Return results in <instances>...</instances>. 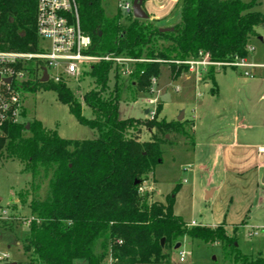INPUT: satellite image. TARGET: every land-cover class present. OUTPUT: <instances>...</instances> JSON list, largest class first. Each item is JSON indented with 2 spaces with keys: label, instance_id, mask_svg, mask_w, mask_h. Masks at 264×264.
I'll return each instance as SVG.
<instances>
[{
  "label": "trees",
  "instance_id": "1",
  "mask_svg": "<svg viewBox=\"0 0 264 264\" xmlns=\"http://www.w3.org/2000/svg\"><path fill=\"white\" fill-rule=\"evenodd\" d=\"M259 1L179 0L181 22L173 32L162 33L149 19L131 18L123 25L121 10L107 17L102 0H79L80 23L92 40L91 55L146 61L137 63L129 83V88L138 84L145 90L161 75L158 60L187 62L208 56L212 63L227 64L247 59L255 28L264 25V15L255 11ZM37 3L0 0L1 51L42 50L36 27ZM42 68L40 64L27 65L30 79L22 89L55 92L81 125L97 131L98 138L63 139L38 120L24 123L25 110L21 123L5 125L0 159L20 161L25 165L23 173L32 179V191L19 194L23 205L30 198L29 234L21 241L30 264H74L77 260L88 264H103L104 260L110 264H162L184 238L223 244L226 262L231 264H264L261 254H242L237 239L228 235L224 226L191 227L175 215L179 186L166 198V204H150L149 194L140 191L163 162L166 136L182 131L186 122L159 120L160 111L146 123L121 120L119 106L127 87L116 71L115 88L105 95L113 71L108 62L95 64L89 73L97 88L84 96L94 113L93 119H87L65 83H41ZM171 68L175 80L190 69L187 65ZM215 68L210 67L207 75L213 84ZM141 126L154 131L151 141L142 143L129 136ZM191 126L194 128V123ZM45 183L47 191L42 197L39 192ZM0 228L12 230L13 223Z\"/></svg>",
  "mask_w": 264,
  "mask_h": 264
},
{
  "label": "rangeland",
  "instance_id": "2",
  "mask_svg": "<svg viewBox=\"0 0 264 264\" xmlns=\"http://www.w3.org/2000/svg\"><path fill=\"white\" fill-rule=\"evenodd\" d=\"M243 1L245 3L252 2V0ZM124 3L132 4L133 0H102L107 17L112 18L121 10V22L123 25H128L129 19L134 17L128 16L123 9L119 8ZM255 11L264 15V1H259ZM251 54L254 62L264 63V43L254 42L251 46ZM158 62L162 65L161 75L156 83L151 81L149 88L145 90H142L138 84L129 88L130 78L135 72L137 63L113 66L109 92L105 94L107 96L114 90V73L118 71L121 82H124L127 87L119 106L121 120L137 119L146 123L155 119L157 111H160L159 120L178 122L181 113H184L181 123L186 122V126L182 131L172 132L166 136L168 143L162 146L163 162L157 166L155 172L149 176L148 183L145 184L144 190L149 194V203L166 204V198L177 186L181 185V191L176 199L175 214L187 224L195 221L200 224L205 223L209 227L216 226L218 225L215 223L217 221L216 214L219 215L223 224L242 223L250 217H252L251 224L254 227L257 224H264V206L256 207L258 199L263 198V194L259 192L258 195H255L256 190L254 191L244 184L227 183L221 186L213 199L206 200L204 176L199 175L195 180L192 170L196 161L190 150L194 144L191 124L196 121L198 136L203 140H209L208 138L212 137V134L218 132L227 133L231 129L230 124L234 123V116L243 113L242 108H237V99L240 95L232 91L233 85L239 83L242 86H238V88L243 90L254 80L245 76L243 69L232 65L216 66L215 74H218L217 85L220 89V95L216 96V85L207 77L210 66H201L199 77L195 73H192V76L188 72L175 80L172 77L171 67L178 68L182 65L173 60H158ZM127 68L130 71L129 75L124 74ZM225 71H227L226 74L223 73ZM89 73L82 77L80 85L74 81H68L67 86L81 103L83 116L93 119V111L84 102V96L97 88ZM253 75L256 81L263 80L264 68L254 70ZM205 84L208 87H205ZM213 93L215 94L213 95ZM21 94L27 112L23 120L24 123L38 120L43 123L46 129L57 132L60 137L66 140L85 141L98 138L97 131L81 125L70 112L69 106L58 100L55 92L32 93L21 89ZM166 94L169 95L170 101L161 102L160 97ZM153 133L154 131L151 132L141 126L137 127L136 131L131 130L129 136L145 143L151 141ZM24 166L18 160L0 159V210L6 209L13 217L12 230L0 228V254H8L10 256L8 262L16 264H30V257L25 255L21 243L29 234L28 222L31 219L28 209L30 198L24 205L19 202L21 192L32 191V179L29 174L23 173ZM211 190L209 189V191ZM46 191L47 184L45 183L39 192L40 196L44 197ZM252 228H239L238 231L233 228L226 230L228 235L237 239L236 245L242 254L253 257L259 254L264 256V232L260 231L258 237H249L248 234ZM180 244L181 247L173 248L169 253L168 260L162 264H231L226 262L223 244H206L187 238L180 240ZM181 252L186 254L184 262L180 260ZM74 264L88 263L85 260H77Z\"/></svg>",
  "mask_w": 264,
  "mask_h": 264
},
{
  "label": "built area",
  "instance_id": "3",
  "mask_svg": "<svg viewBox=\"0 0 264 264\" xmlns=\"http://www.w3.org/2000/svg\"><path fill=\"white\" fill-rule=\"evenodd\" d=\"M119 8L123 9L128 16L133 15L132 4L124 3ZM36 27L42 44L41 51L20 53L0 50V139L6 124H17L23 120L22 114L25 107L21 89L22 85L30 79L26 71L27 64H40L43 67L40 74L41 79L43 70L47 69L49 76L47 83H65L67 85L68 81H74L80 85L82 77L90 72L97 63L108 62L113 66H124L144 62L113 55H91L92 40L81 28L79 0H38ZM248 50L251 51V48ZM202 58L179 63L189 66V72L197 74L198 77L201 66L232 65L245 70L244 75L247 77H252L250 70L257 67L248 63L247 59L236 60L234 63L215 64L210 62L208 56ZM124 74H130L128 68ZM7 79H11V83H7ZM152 81L156 83L155 79ZM258 154L264 163V146L258 148ZM144 189L145 186L140 191L145 192ZM12 219L13 217L6 209L0 210V226L11 223ZM260 231L264 232V227L254 228L248 235L249 237H258ZM180 254V260L184 262L186 254L184 252ZM9 259L8 254H0V263L9 264ZM103 262H105L103 264H110L111 261L108 260V263L107 260H104Z\"/></svg>",
  "mask_w": 264,
  "mask_h": 264
},
{
  "label": "crops",
  "instance_id": "4",
  "mask_svg": "<svg viewBox=\"0 0 264 264\" xmlns=\"http://www.w3.org/2000/svg\"><path fill=\"white\" fill-rule=\"evenodd\" d=\"M178 2L179 0H148L144 4V10L149 16V21L154 22L160 29L174 28L181 22V11L177 7ZM255 33L256 36L249 42V48L254 42L264 43V25L256 27ZM252 58L249 50L247 62L257 66L250 70L252 74L250 78L254 81L249 86L247 84L246 89L243 88V90L238 88V86H242L239 83V85L235 83L232 88V91L240 95L237 99V108H242L243 113H238L234 116V123L230 124L231 129L227 133L218 132L212 134L213 136L209 137V140H203V138L198 136V127L195 121L193 128L194 144L190 150L193 152L196 161L192 170L195 180H197L199 175L204 176L206 200L213 199L221 186L230 182L234 184L240 183L252 188L254 191L256 190L254 192L256 193L255 195H258L259 192L263 194V198L260 197L258 199L256 206L261 208L264 206V163L258 154V148L264 146V79L256 81L253 77V72L258 68H264V63L254 62ZM223 73L226 74L227 71ZM189 74L193 76L192 73ZM215 79L216 96H219L218 74ZM205 87H208V85L205 84ZM216 179H218L220 184L216 182ZM179 187L180 190L177 196L181 191V185ZM209 189L212 190L209 191ZM216 216L217 221L215 223L218 225H211V228L224 226L226 229L233 228V230L236 229L238 231L239 228L249 229L253 226L252 229H254L264 227V224H257L254 227L251 224L252 217L242 223L228 222L223 224L219 215L216 214ZM192 224L194 225L191 227H209L205 223L200 224L195 221L188 225Z\"/></svg>",
  "mask_w": 264,
  "mask_h": 264
},
{
  "label": "water",
  "instance_id": "5",
  "mask_svg": "<svg viewBox=\"0 0 264 264\" xmlns=\"http://www.w3.org/2000/svg\"><path fill=\"white\" fill-rule=\"evenodd\" d=\"M148 0H133L132 3V10H133V17L137 20H148L149 16L147 15L146 11L144 10L143 6L145 4V2ZM174 28H161L160 32L162 33H169V32H173ZM43 77L41 79V83H47L49 76H48V72L47 69L43 70ZM7 83H11V79H7L6 80ZM160 101L161 102H167L170 101V97L168 94L163 95L160 97ZM184 118V113H181L180 118L178 119V122H181L182 119ZM27 129L29 130V126H27ZM162 244H164V240L162 241ZM181 247V244L179 243L176 246V249H179ZM9 264H16V263H9Z\"/></svg>",
  "mask_w": 264,
  "mask_h": 264
}]
</instances>
